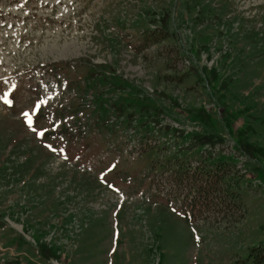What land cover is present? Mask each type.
Instances as JSON below:
<instances>
[{
    "label": "rangeland",
    "instance_id": "1",
    "mask_svg": "<svg viewBox=\"0 0 264 264\" xmlns=\"http://www.w3.org/2000/svg\"><path fill=\"white\" fill-rule=\"evenodd\" d=\"M262 253L264 0H0V264Z\"/></svg>",
    "mask_w": 264,
    "mask_h": 264
},
{
    "label": "trees",
    "instance_id": "2",
    "mask_svg": "<svg viewBox=\"0 0 264 264\" xmlns=\"http://www.w3.org/2000/svg\"><path fill=\"white\" fill-rule=\"evenodd\" d=\"M182 170V173H187L188 175H191L192 178H195V176L198 174V168L194 169V170H191L190 167H188L187 165L186 166H180ZM221 169L220 166H216L214 165V167L211 169L212 171V177L216 178V177H219L221 176L222 174H220L219 170ZM233 174L235 175V171H233ZM179 176H181V174H179ZM191 181L188 179V184L190 183ZM193 188V187H192ZM191 188V189H192ZM197 194V195H196ZM198 195L199 193L196 192V193H193V196L192 198L193 199H198ZM234 204V203H233ZM235 205V204H234ZM262 261H264V254L260 255L257 259H256V264H260Z\"/></svg>",
    "mask_w": 264,
    "mask_h": 264
},
{
    "label": "snow or ice",
    "instance_id": "3",
    "mask_svg": "<svg viewBox=\"0 0 264 264\" xmlns=\"http://www.w3.org/2000/svg\"><path fill=\"white\" fill-rule=\"evenodd\" d=\"M25 116L28 115V113H24ZM29 122V125H31V120L28 121Z\"/></svg>",
    "mask_w": 264,
    "mask_h": 264
}]
</instances>
